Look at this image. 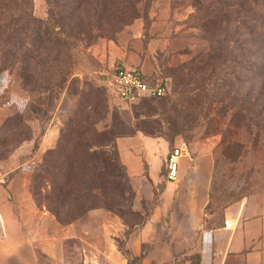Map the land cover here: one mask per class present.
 Masks as SVG:
<instances>
[{
	"label": "rangeland",
	"instance_id": "1",
	"mask_svg": "<svg viewBox=\"0 0 264 264\" xmlns=\"http://www.w3.org/2000/svg\"><path fill=\"white\" fill-rule=\"evenodd\" d=\"M253 1L143 0L138 4L139 16L129 15L110 37L79 48L71 66L77 81L87 80L97 87H101L100 72L119 66L136 68L149 80L164 81L167 90L160 98L142 100L128 108L110 102L113 108L108 106V115L96 124L99 144H106L102 149L113 152L115 144L110 142L115 143L116 136L138 131L170 142L169 151L175 140L194 146L203 164L207 161L204 154L210 150L208 164L213 172L207 206L217 216L228 204L264 194V0H258L261 8ZM46 9L44 0H32L34 17L45 19ZM13 24L19 27V23ZM228 25L232 26L223 41L232 42L233 50L213 54V30L222 33ZM100 29L106 33L103 25ZM77 83L66 82L63 90L50 98L53 106L47 107V118H42L28 106L44 97L41 105L45 107L47 96L30 92L17 73L8 69L0 72L2 186L22 165L29 183L47 149L40 147L42 137L44 146H54L58 129L78 97L71 95L80 88ZM161 170L164 176V161ZM122 172L124 168L113 171L107 190L112 210L98 209L70 224L61 242L60 227L42 215L46 209L39 200L17 209L24 231L39 247L44 246L42 240L47 235L54 237L55 264H83L85 259L87 264H104L102 232L110 230L116 235L117 250L120 245L124 248L127 224L144 218L153 199L149 190L136 193L131 180L118 175ZM162 186L163 181L159 188ZM188 256L189 264H195L197 255ZM125 258L134 264L135 258Z\"/></svg>",
	"mask_w": 264,
	"mask_h": 264
},
{
	"label": "trees",
	"instance_id": "2",
	"mask_svg": "<svg viewBox=\"0 0 264 264\" xmlns=\"http://www.w3.org/2000/svg\"><path fill=\"white\" fill-rule=\"evenodd\" d=\"M44 1L46 18L39 19L31 12L32 0H0V72L8 69L17 73L20 83L30 92L47 96L45 107L41 105L44 97L29 102L28 106L31 113L42 118H47V110L53 106L50 98L63 90L66 82L80 83L78 90L71 91V95L78 94V97L58 129L54 146L44 150L28 183L31 199L35 203L39 200L55 221L65 226L98 209L112 210L107 190L115 176L114 170L124 168L118 175L130 182L118 157L116 143L110 142L115 144L110 152L103 150L106 144L98 141L100 131L96 124L108 115V106L113 108L105 90L87 80L77 81L72 76L71 66L79 48H86L97 38L110 37L129 15L139 16L137 8L143 0ZM253 3L261 8L258 0ZM14 22L19 23V27ZM101 25L106 28V33L100 29ZM231 26L222 33L213 30L210 36L213 54L219 50H233L232 42L223 41ZM248 114L249 109L247 118ZM2 143L4 141L0 139ZM152 197L150 211L145 212L140 221L127 224L124 239L149 217L156 202L155 191ZM119 251L128 256L121 245Z\"/></svg>",
	"mask_w": 264,
	"mask_h": 264
},
{
	"label": "crops",
	"instance_id": "3",
	"mask_svg": "<svg viewBox=\"0 0 264 264\" xmlns=\"http://www.w3.org/2000/svg\"><path fill=\"white\" fill-rule=\"evenodd\" d=\"M110 102L117 107L131 106ZM44 138L40 147L48 148ZM177 142L174 146L182 140ZM115 143L135 192L149 190L152 196L156 191L149 217L124 239V248L130 258H135L134 264H189L191 254L197 255L195 264H264V194L228 204L218 216L211 212L207 206L213 172L208 164L210 150L205 152L207 161L203 164L198 149L186 144L188 152L179 158L177 178L166 180L161 170L169 151L166 140L135 131L117 137ZM24 203L33 201L28 173L22 165L3 186L0 184V264H55L54 237L47 235L42 240L44 246L39 247L24 231L17 216V209ZM42 215H48L60 227L58 241L64 240L69 225L57 223L47 210ZM102 233L104 264H128L114 243L116 235L108 229ZM83 264H87L86 259Z\"/></svg>",
	"mask_w": 264,
	"mask_h": 264
},
{
	"label": "built area",
	"instance_id": "4",
	"mask_svg": "<svg viewBox=\"0 0 264 264\" xmlns=\"http://www.w3.org/2000/svg\"><path fill=\"white\" fill-rule=\"evenodd\" d=\"M98 83L105 90L110 101H118L127 105H133L142 99L160 98L166 94L167 90L163 80H149L136 68L125 66L116 67L112 71L100 72ZM187 152V145L184 141L168 152L164 171L166 180L177 178L179 158Z\"/></svg>",
	"mask_w": 264,
	"mask_h": 264
},
{
	"label": "clouds",
	"instance_id": "5",
	"mask_svg": "<svg viewBox=\"0 0 264 264\" xmlns=\"http://www.w3.org/2000/svg\"><path fill=\"white\" fill-rule=\"evenodd\" d=\"M18 107H20L21 109L23 108V105L22 104H20V105H18Z\"/></svg>",
	"mask_w": 264,
	"mask_h": 264
}]
</instances>
